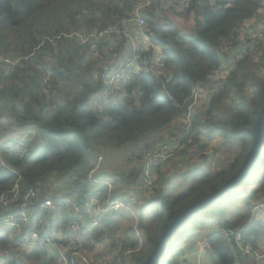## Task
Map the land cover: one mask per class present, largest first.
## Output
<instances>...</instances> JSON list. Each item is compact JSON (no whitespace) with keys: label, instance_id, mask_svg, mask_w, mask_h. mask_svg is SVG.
Listing matches in <instances>:
<instances>
[{"label":"trees","instance_id":"obj_1","mask_svg":"<svg viewBox=\"0 0 264 264\" xmlns=\"http://www.w3.org/2000/svg\"><path fill=\"white\" fill-rule=\"evenodd\" d=\"M64 1L0 0V55L13 58L36 54L34 66L23 65L13 72L0 70V142L25 141L22 137H11L25 132L35 140L28 141L27 146L2 153L0 197L8 194L20 179L22 191H37L38 205L45 199L55 201L77 194L83 200V206L93 195L99 197L103 206L113 201L132 204L135 211L136 207L139 209L137 227L143 232L145 243L140 254H133L131 264H147L158 242L154 228L163 218L164 211L169 223L171 217L219 188L237 172L252 146L253 126L264 106V46L260 47L255 59L247 58L233 69L221 82L220 90L213 89L212 78L225 62L230 67V49L235 51L238 46L243 25L259 19L264 0H193L185 8L173 4L172 13L164 10V0L152 3L151 8L145 10L144 18L149 42L162 50L159 54L161 70L163 67L161 75L136 74L133 81L120 90L126 96L123 102L112 98L108 101L99 99L96 103L92 98L103 89L105 69L118 66L125 43L120 44L113 38L95 49L89 45L82 49L78 40L71 37L73 31L81 30L71 5L79 2L91 14L83 26L86 30L102 31L132 15L144 0ZM63 13L69 16L68 23ZM96 53L100 55L92 57ZM94 74L99 75V81L94 80ZM197 87L208 92V97L192 112L190 133L199 140L203 151L196 167L184 174V181H191L187 191L179 196L165 191L168 173L164 167L169 162L156 169L157 179L147 192L142 189V168L132 169L127 176L114 177L109 185L96 183L91 176L93 147L122 153L134 148L159 147L167 142L169 129H176L181 136ZM219 138L224 139V147L237 145L240 148L239 155L223 171L215 170L214 166L220 161L209 158L208 143L204 144V141ZM182 143L186 146V140ZM261 153L264 154V145ZM181 164L190 165L188 160ZM59 174H71L74 187L66 195L47 192V184L52 186L53 178ZM201 185L214 188L201 192L194 201L177 208ZM258 194L264 195V174L260 188L234 196V200L243 199L241 203L247 209L244 214L239 212L237 218L235 215L226 217L234 206V200L229 203L224 200L230 199V194L213 203L202 210V217V211H199L183 224L180 230H192L191 236L177 237V242L172 244L178 249L167 250L168 255L167 252L163 254L156 264H182L179 258L184 256V251L180 245L194 235L199 224L202 227L217 226L204 237L211 264L258 262L255 258L243 257L222 235V230L241 231L243 243H250L255 251L258 250L264 220L254 219L252 209L264 200V196L258 204L251 205ZM260 212L264 213V210ZM120 217V213L114 212L99 218V226L85 243L87 251H92L94 244L105 239L111 248L119 242L123 249L140 247L134 226L125 231L124 237L115 236L113 227L117 226ZM71 220L73 218L64 219L59 215L52 232L43 228L40 232L50 235L62 231ZM6 234L0 229V250L5 253L0 257V264H15L8 258L14 250L15 240ZM48 252L46 247L37 246L25 254L24 259L40 264L48 257ZM261 260L264 261V257ZM48 264H57L56 258L50 259Z\"/></svg>","mask_w":264,"mask_h":264},{"label":"built area","instance_id":"obj_2","mask_svg":"<svg viewBox=\"0 0 264 264\" xmlns=\"http://www.w3.org/2000/svg\"><path fill=\"white\" fill-rule=\"evenodd\" d=\"M158 0H144L138 5L132 15L124 17L115 25H112L102 31H93L86 37L79 34L71 35L77 38L83 45H89L94 49L111 39H117L120 44L125 43L122 53V60L117 67L105 69L102 77L103 89L100 91V100L108 101L114 99L115 95L120 93L124 85L133 81L136 74L146 73L155 76L161 75L159 65L160 48L153 46L149 42L146 30V21L144 18L145 10L151 8L152 3ZM161 1V0H160ZM179 8L189 6L193 0H171ZM141 37L146 40L144 43L137 42L135 38ZM54 43V41L52 40ZM264 42V3L260 12V19L255 29L248 31L242 41V54L253 52ZM240 50V51H241ZM162 51V50H161ZM159 52V53H158ZM35 52L30 55L17 57H7L0 55V70L13 72L23 65L34 66ZM237 57V56H236ZM217 73V72H216ZM213 89L218 91L222 88L221 82L225 80L216 79ZM94 80L99 81V75L94 74ZM194 101L190 107V115L185 122V128L178 136V146L175 144H162L155 148H134L132 150V160L142 168L141 184L142 189L147 192L155 182L156 169L161 168L172 160L175 151L182 141L186 140L190 146L195 148V154L200 152L199 140H195L190 131L193 129L192 112L197 109L204 100L198 92V88L193 94ZM28 141L13 139L0 142V161L4 165L2 153L4 151H13L17 147L27 146ZM165 146L167 149L161 150ZM80 195H74L59 200L45 199L38 205L39 195L35 189L22 191L20 179L16 181L12 190L0 197V229L6 235H10L15 240L14 250L19 254H25L31 247H46L50 251L57 253L58 264H94L91 261L90 252L87 251L85 243L92 232L99 226V218L124 208L120 201L108 202L101 205L98 196L93 195L88 201L83 203ZM264 210V200L255 208L254 212ZM85 211H87L85 213ZM43 215H39V213ZM64 219L73 218L62 231H54L53 234H41L40 229H47L52 232L55 221L58 216ZM60 232V233H58ZM224 240L236 246L244 257L253 259L257 256L256 251L250 243L244 244L241 231L222 230ZM134 249L128 248L124 255L118 256L114 264H127L126 257H129ZM5 253L0 250V257ZM45 259L44 261H47Z\"/></svg>","mask_w":264,"mask_h":264},{"label":"rangeland","instance_id":"obj_3","mask_svg":"<svg viewBox=\"0 0 264 264\" xmlns=\"http://www.w3.org/2000/svg\"><path fill=\"white\" fill-rule=\"evenodd\" d=\"M68 2V0H65L64 3ZM63 3V1H62ZM61 3V4H62ZM72 8V12L76 15L77 20L79 21V26H80V31L78 32H72L71 35H81L83 37H86L87 35H89L90 33H92L93 31H88L86 30V28H84L83 26L85 25V21L87 19L90 18L91 14L88 12V10L82 7V4H80L79 2L77 3H73L71 5ZM169 12L172 13V10H170V8L168 9ZM79 14V15H78ZM63 18H65V22L68 23L69 22V16L66 13H63ZM260 19V18H259ZM246 24V23H245ZM244 24V25H245ZM254 28H250L248 31H251ZM247 31V32H248ZM246 32V33H247ZM246 33L244 35H242V37L240 38V40L238 41V46H236V48H234V50L236 51H232L230 49V51L227 49V51H229V60H231L230 63V67H228L227 62L224 63V67L222 70L217 71L215 78L216 79H223L225 77H227V75H230L233 71V69H236L241 62L245 61L247 58H251V59H255L257 57V55L259 54V49L261 46H264V42L258 47L256 48L253 52H247L246 54H242V50L239 49V46L242 45V41L246 36ZM76 40H78L77 38H74ZM137 40L139 41L140 39L137 38ZM81 48L83 49L85 45H83L79 40H78ZM86 47V46H85ZM241 50V51H240ZM107 50H105L106 52ZM100 54L96 53L95 55H93L92 57H96L99 56ZM5 56V55H3ZM237 56V57H236ZM104 61V60H103ZM102 61V62H103ZM259 73L262 75V72L259 71ZM168 77V76H167ZM251 88V87H249ZM248 92H251V90L249 89ZM124 98H126L124 93H119L118 95H115L114 97V101H124ZM100 99V92H97L93 95L92 98V102L96 103L98 100ZM203 103H200V105ZM199 105V106H200ZM198 106V107H199ZM197 107V109H198ZM194 112V110H193ZM177 127V125H176ZM178 129V128H177ZM183 130H181L182 132ZM169 133V134H168ZM179 131H177L176 129H172V130H168L166 132V136L169 138L167 139V142L164 143L165 144H175L176 146H178L179 141H177L178 139V135H179ZM171 135H173V137H171ZM175 135V137H174ZM11 137H22L25 139V141H30V143L34 140V137L31 136L30 134L27 135L26 132L24 134L21 135H17V136H11ZM223 140L224 139H214L211 140L210 142L204 141V144L206 145L208 143V149H209V158L219 159V163H217L214 167L216 171H223V170H227L229 167V164L239 155L240 153V148L236 145L233 148L230 147H224L223 144ZM36 144V143H35ZM105 149V150H104ZM167 149V147L162 146L161 150H165ZM106 148H101V147H93L91 149V153L93 156V164L94 166L96 165L97 168V176L95 174V178L96 179V183L97 184H107L110 183V181L118 176V175H126L129 173V170L131 171L132 169H137L140 168V166H138L136 164V160H132V156H131V161L130 162H125L124 159H120L119 160L122 161L123 163H119L117 162L114 158L115 151H111L108 150ZM195 148H193L192 146H190L188 143H186V146L184 145H180L179 148L175 151V154L172 157V160L169 161V163L167 164V166L164 167V170L169 174L172 175L171 178H169V180L167 181L168 185L165 186V191L169 192L170 195L172 196H176V195H180L181 193L187 191L191 185L190 182L191 181H184V174H186L189 171H192L196 165L195 163L199 162V159H202V151L200 148V152L198 154H195ZM184 151V152H181ZM188 151L190 154H186L185 152ZM181 152V153H180ZM205 152V151H204ZM180 153V154H179ZM263 153V152H262ZM260 154L259 156V160L258 162L255 164L253 170L251 171V173L248 175L247 178H245L243 180V183L239 186L238 190H234L230 193V199L225 198V202L229 203L230 200H234V196L237 193H245V192H253L254 190H257L258 188H260L262 186V180H263V174H264V154ZM183 160H188V163L190 164L188 165H182L181 162ZM139 163L140 161L137 160ZM112 162V164H110ZM257 168V169H256ZM100 170H105V173L103 174H99L98 171ZM93 175V174H92ZM155 179H157V176L155 175ZM184 182V183H183ZM221 183V182H220ZM115 185V184H114ZM70 187H74V184L72 182L71 179V174H59L58 177L54 180L52 186L51 184H47V188L48 191L50 193H55L56 195H66L68 194L67 191H69ZM213 186L212 185H205V187H203V185L198 187V190L196 193H194L193 195H191L190 197L186 198L184 201H182L180 204H178L177 208H181L182 206H185L187 204H189L190 202L194 201L197 197L200 196L201 192H206V191H211L213 190ZM166 192V193H167ZM246 196V194L242 197L244 198ZM262 194H258L256 196V198H254L251 201V205L253 204H258L259 200L262 199ZM238 197V196H237ZM236 199L234 200V206L230 208V212L227 214L226 217H232L235 215V218H237L239 216V212L244 214L246 212V207L245 205H242V201L243 199ZM140 202H142L140 200ZM122 203V202H121ZM135 203V202H134ZM124 208H121L120 210H118L121 213V217L118 219L119 221H117V226L113 227V231H116L115 236L117 238H121L124 237L125 231H128L131 227L134 226L133 229L136 230V236L140 238V247L136 250H134V252H132V254L129 257H126L125 260L127 259V264H131V258L133 256L134 253L140 254V252L142 251V247L145 243V236L143 234V232L141 230H139V228L137 227V222H138V213L137 211L139 210L136 206V211L133 209V205H126L124 204ZM138 206V205H137ZM115 211H113L114 213ZM203 212L200 213V217L203 216ZM252 214L254 215V219L257 220H264V213H259V212H254V208L252 209ZM168 224V217H167V213L164 211V216L161 219V221L159 222V224L157 225L155 230V237L159 240V238L161 237L164 229V225ZM216 225L211 224L210 227H202L201 224L198 225V227L196 228L194 235H196L194 237V235L188 239V241L183 242L180 245V249H183L184 253H185V257H180L179 258V262L182 264H211L208 256H207V252H206V248H205V242H204V237L211 233L214 232V230L217 228ZM112 231V230H111ZM183 232V229L179 230L178 232H176L171 238H170V245H169V251L172 250H177L178 246L175 244H172L174 242H177V237H190L192 230H186L183 232V234H181ZM103 241H105V244L110 245V242L108 240H102L100 243H102ZM104 244V245H105ZM142 246V247H141ZM34 248L31 247L25 254H29ZM123 249V245L119 242L117 244V246L115 248H106L104 249L103 253L105 254L104 257L105 259L101 260V254L97 255V259H94L93 256L91 257V261L94 264H114L116 259L118 258V256H123L124 252L127 250ZM12 254H8V258L10 259V261H15V264H39V263H35L34 261H26L24 259V255L25 254H19L17 253L15 250L11 251ZM169 252L166 253V255H168ZM256 254L257 256L255 257V259L258 261L255 264H264V261L261 260L264 257V227L261 230V238L259 241V247L258 250H256ZM165 255V256H166ZM164 256V257H165ZM244 257V255H242ZM188 258L189 261H185L183 262L184 258ZM40 264H48L46 261H40ZM246 264H253L251 262L246 261Z\"/></svg>","mask_w":264,"mask_h":264},{"label":"water","instance_id":"obj_4","mask_svg":"<svg viewBox=\"0 0 264 264\" xmlns=\"http://www.w3.org/2000/svg\"><path fill=\"white\" fill-rule=\"evenodd\" d=\"M252 146L237 172L219 188L210 194L203 195L200 199L187 206L179 214L171 217V221L165 227L161 237L156 243V248L149 257L147 264H156L159 258L169 249L170 238L180 230L183 224L199 211L205 210L213 203L227 197L232 191L237 189L241 182L251 173V170L258 159L260 151L264 145V106L258 113L251 133Z\"/></svg>","mask_w":264,"mask_h":264},{"label":"crops","instance_id":"obj_5","mask_svg":"<svg viewBox=\"0 0 264 264\" xmlns=\"http://www.w3.org/2000/svg\"><path fill=\"white\" fill-rule=\"evenodd\" d=\"M164 4L166 5L165 7H164V10H166V11H168V9L170 8L171 9V6L173 5V3H172V1L171 0H164ZM169 12V11H168ZM260 18V17H259ZM258 20L259 19H255V20H252V21H249V22H246V24L245 25H243V27L241 28V35H240V38L242 37V35H244L250 28H254V27H256L257 26V22H258ZM137 38H139L140 40L138 41L137 40ZM137 38H135L136 39V41L137 42H140V43H144V42H146V40H144V39H142L141 37H137ZM240 38L238 39V40H240ZM159 53V52H158ZM160 53H161V49H160ZM159 53V54H160ZM114 57H116V55L114 56ZM223 68H221V70H222ZM160 70H161V67H160ZM162 70H163V67H162ZM161 70V71H162ZM198 88V92L200 93V96H201V98L202 99H206L207 97H208V92H206L202 87H197ZM171 137H173V135H171ZM105 150V149H104ZM108 151V150H107ZM115 154H113L114 155V158L113 159H115L117 162H119V163H123L122 161H120L119 160V158L120 159H124V161L125 162H130L131 161V154H132V150H128V151H123L122 153L120 152H114ZM119 157V158H118ZM94 161V160H93ZM93 161H92V165H93V167H94V169H93V171L91 172V176L93 177V178H95V174L97 173V168L98 167H96V165L94 166V164H93ZM110 164H112V162L110 163ZM130 171V170H129ZM98 173L101 175V174H103V173H105V170H100V171H98ZM93 174V175H92ZM96 176H97V174H96ZM171 176L172 175H168L167 174V177H166V181L167 180H169V178H171ZM58 177V175L55 177V178H53V180H55L56 178ZM53 184V183H52ZM105 185H109V183H107V184H105ZM68 189H70L69 191H67V192H70L71 191V189H72V187H70V188H68ZM116 213H120L119 211H115ZM111 213H113V212H111ZM121 214V213H120ZM58 233H60V232H58ZM105 241H103L102 243H96V244H94L93 245V250L92 251H89L90 252V255H91V257L93 256V258L94 259H97L98 260V258H97V255H99V254H101V260L100 261H102V260H104L105 259V257H104V253H103V251H104V249H106V248H108V247H110V245H107V244H105ZM111 248V247H110ZM184 257H185V253H184ZM48 258H50V259H55L56 258V260H57V264H58V259H57V253H55L54 251L52 252V251H50L49 250V252H48V257L46 258V259H48ZM50 259H49V261H50ZM48 261V262H49ZM185 261H189L188 260V258L186 257V258H184V260H183V262H185ZM188 264V263H187Z\"/></svg>","mask_w":264,"mask_h":264},{"label":"clouds","instance_id":"obj_6","mask_svg":"<svg viewBox=\"0 0 264 264\" xmlns=\"http://www.w3.org/2000/svg\"><path fill=\"white\" fill-rule=\"evenodd\" d=\"M167 252V251H166Z\"/></svg>","mask_w":264,"mask_h":264}]
</instances>
